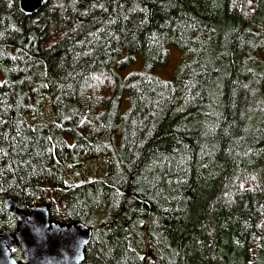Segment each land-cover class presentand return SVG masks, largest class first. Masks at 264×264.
<instances>
[{
    "label": "trees",
    "instance_id": "1",
    "mask_svg": "<svg viewBox=\"0 0 264 264\" xmlns=\"http://www.w3.org/2000/svg\"><path fill=\"white\" fill-rule=\"evenodd\" d=\"M42 1L0 0V231L12 197L81 264H264V0Z\"/></svg>",
    "mask_w": 264,
    "mask_h": 264
},
{
    "label": "water",
    "instance_id": "2",
    "mask_svg": "<svg viewBox=\"0 0 264 264\" xmlns=\"http://www.w3.org/2000/svg\"><path fill=\"white\" fill-rule=\"evenodd\" d=\"M42 0H20L26 13H33ZM4 204L16 217L18 226L14 233L0 231V264H19L12 250L19 247L26 264H81L84 249L92 229L83 223L62 225L50 219L44 205H35L24 212L12 197Z\"/></svg>",
    "mask_w": 264,
    "mask_h": 264
},
{
    "label": "rangeland",
    "instance_id": "3",
    "mask_svg": "<svg viewBox=\"0 0 264 264\" xmlns=\"http://www.w3.org/2000/svg\"><path fill=\"white\" fill-rule=\"evenodd\" d=\"M136 58H137V62L134 63L131 66H128L124 69L123 73H127L129 72L131 69L134 68V66H141V62H140V55L136 54ZM181 58V53L180 51L175 48L172 47L170 49V55L168 57L167 63L163 66H161L157 72L158 74L163 78V79H170V77L172 76V73L175 69V66L177 64V62L179 61V59ZM251 183V182H250Z\"/></svg>",
    "mask_w": 264,
    "mask_h": 264
}]
</instances>
